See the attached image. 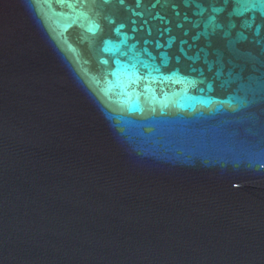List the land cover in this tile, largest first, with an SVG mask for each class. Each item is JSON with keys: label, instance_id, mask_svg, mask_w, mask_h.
Instances as JSON below:
<instances>
[{"label": "water", "instance_id": "1", "mask_svg": "<svg viewBox=\"0 0 264 264\" xmlns=\"http://www.w3.org/2000/svg\"><path fill=\"white\" fill-rule=\"evenodd\" d=\"M0 264H264V0H0Z\"/></svg>", "mask_w": 264, "mask_h": 264}]
</instances>
